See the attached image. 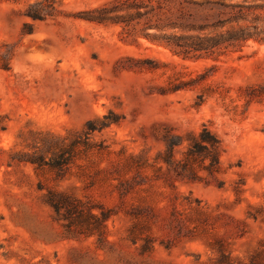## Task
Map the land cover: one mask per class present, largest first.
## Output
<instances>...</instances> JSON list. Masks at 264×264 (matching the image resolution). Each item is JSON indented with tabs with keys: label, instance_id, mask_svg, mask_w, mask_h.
Segmentation results:
<instances>
[{
	"label": "rangeland",
	"instance_id": "1",
	"mask_svg": "<svg viewBox=\"0 0 264 264\" xmlns=\"http://www.w3.org/2000/svg\"><path fill=\"white\" fill-rule=\"evenodd\" d=\"M37 1L0 0V264H264V45L183 60L85 19L114 0ZM48 190L110 214L101 237Z\"/></svg>",
	"mask_w": 264,
	"mask_h": 264
},
{
	"label": "trees",
	"instance_id": "2",
	"mask_svg": "<svg viewBox=\"0 0 264 264\" xmlns=\"http://www.w3.org/2000/svg\"><path fill=\"white\" fill-rule=\"evenodd\" d=\"M44 2L30 4L25 15L33 20H42L38 9ZM85 19L120 25L126 38L130 37L134 42L143 38L164 46L183 60L239 51L249 41L264 45V0H114L110 5L90 11ZM247 91L251 100L264 98V82ZM181 143L182 140L177 145ZM201 147H205L210 154L212 171L219 165V140L205 128L198 139L189 144L188 151L195 154ZM76 149L74 143L70 151L61 147L49 162L37 158L28 160V163L36 167L47 166L58 174L74 159ZM46 203L69 223L83 220L85 216L93 220L94 226L85 228L89 231L88 236L97 232L101 237L105 222L110 217L103 210L98 216L93 213L95 208L80 199L51 190L47 191Z\"/></svg>",
	"mask_w": 264,
	"mask_h": 264
}]
</instances>
